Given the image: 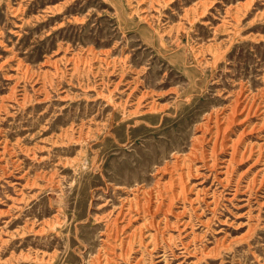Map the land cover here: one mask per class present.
<instances>
[{
    "label": "rangeland",
    "instance_id": "374dc122",
    "mask_svg": "<svg viewBox=\"0 0 264 264\" xmlns=\"http://www.w3.org/2000/svg\"><path fill=\"white\" fill-rule=\"evenodd\" d=\"M263 96L264 0H0V264H264V121L228 176L197 144L236 98L226 146L246 103L260 125ZM192 149L191 189L121 229Z\"/></svg>",
    "mask_w": 264,
    "mask_h": 264
},
{
    "label": "bare ground",
    "instance_id": "6f19581e",
    "mask_svg": "<svg viewBox=\"0 0 264 264\" xmlns=\"http://www.w3.org/2000/svg\"><path fill=\"white\" fill-rule=\"evenodd\" d=\"M239 100H240V98H236L234 100V103H233L232 107L230 108L231 112L222 113L220 116H218L219 114L215 115V116L208 114L205 117H203L199 121L200 123L197 125V128H199L202 132L201 136L198 137V139L200 141L197 143L198 146H200V143H202V142L205 144L210 143L209 149H208L209 151L207 153L208 155H206L205 151H201L200 156L198 158H199L200 162L202 163V165L205 166L207 169L215 170L216 172L218 171L219 176H228L227 173H228V171L231 170L233 162L238 163V162L242 161L243 159L250 158V156L252 154H254L255 146L253 145V143H245L242 150L239 148L237 143L240 140L241 135L243 133L251 134L252 132L253 133L255 131L257 132L259 130V128L263 125L264 110L261 112L260 108L261 107L264 108V106H262V105L260 106V104H262V103L264 104V101H262V99H261V101L259 100L260 102L258 103V106H256L255 110L253 111V114H256L255 116H257V112H258V115H261V123H260V125H258V124L256 125V124L250 123V121L247 119L251 116L250 113H251V110L253 108V105L246 103L247 102V100H246L245 103L247 105H244L245 107H243V109L246 111V114L240 120H243V122H247L248 125L246 127H249L251 124H252V126L249 127L250 129L243 127L241 129L240 133L237 135L236 139H231L229 142L230 145L226 146V144L223 142V140H225V138H226V132H227L229 125L235 121L234 114L238 111V109H240L239 107L241 106V102ZM242 100H245V99H242ZM250 101H251V99H250ZM151 109L152 108L150 107V110ZM222 148H228L230 150L229 153H227L229 158L222 161V163L224 165L219 166L220 165L219 163L221 162V160H219L218 156H219ZM197 152H198L197 149H192V151H191L192 155L191 156H187V155L183 156L180 160H177L175 158L176 160H173L169 164L167 163L161 167H157L156 171L160 175L166 174L167 176H169V191L171 190V185L177 186L178 189L176 190V194L171 193L170 196L169 195L166 196L167 202L165 203L163 199H164V194L169 192L167 190L166 191L156 190L154 192H150V191L141 192L140 193V195H141L140 200H138V201L136 200V202L132 200L133 202H135V203H133V205H132V203L127 204L125 208L119 210L117 215L119 217H121V222L122 221L127 222L126 224L121 226V229L124 226L126 227V225L130 221H133L134 218H136V217H142L143 218L142 220L146 221V218H145L146 215H148V216L152 215V217L155 216L157 213H159L162 210L163 206H164V209L162 210L163 214L170 211V208L173 204V201L176 198L180 197L185 191H189L191 189L192 185L188 184V185H190V187L188 188V185H184L183 183H181V179L183 176L190 175L192 173V169H193L192 162L193 161L191 162L188 158L189 157L190 158L197 157V155H198ZM246 153H247V156H245ZM217 161H219V163H217ZM256 162H257V160H255L254 164ZM249 167L252 168L251 166H249ZM253 176H257V175L254 174ZM161 219H164V217ZM153 221H156V220L153 219L149 223L152 224ZM143 225H145V224H143ZM143 225L137 226L134 230H132V232H130L126 236L127 242L124 240H120V242H122L123 245H124V243H125V245H129L134 240L139 239L141 237V231L140 230H141V227ZM135 230L137 231L136 233H135ZM148 236L149 235H147V237Z\"/></svg>",
    "mask_w": 264,
    "mask_h": 264
}]
</instances>
